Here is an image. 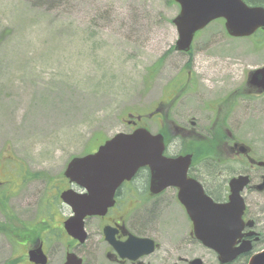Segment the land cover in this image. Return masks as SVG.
<instances>
[{
    "label": "rangeland",
    "instance_id": "rangeland-1",
    "mask_svg": "<svg viewBox=\"0 0 264 264\" xmlns=\"http://www.w3.org/2000/svg\"><path fill=\"white\" fill-rule=\"evenodd\" d=\"M179 11L173 0H0V264H29L23 242L30 229L46 239L49 264H62L74 247L83 264H121L107 257L114 251L98 218L87 219L82 245L56 229L71 214L59 198L68 163L131 132L140 116L139 126L156 133L149 115L184 89L188 71L193 84L182 90L175 119L195 115L202 125L210 118L202 103L219 97V67L241 81L264 65V34L232 38L220 19L195 36L189 53L175 51ZM197 89L202 99L189 96ZM249 121L264 131L261 120L247 117L239 130ZM126 219L159 244L142 264H219L214 251L184 242L182 211Z\"/></svg>",
    "mask_w": 264,
    "mask_h": 264
},
{
    "label": "flooded vegetation",
    "instance_id": "flooded-vegetation-1",
    "mask_svg": "<svg viewBox=\"0 0 264 264\" xmlns=\"http://www.w3.org/2000/svg\"><path fill=\"white\" fill-rule=\"evenodd\" d=\"M251 5L263 6L264 3ZM257 33L264 34V31L259 30ZM249 75L250 71L239 81L233 70L219 67V97L212 98L210 104L202 103L201 110L210 117L202 126L200 125L202 121H197L198 117L195 115L184 122L175 119L178 113L175 108L182 90L188 91L189 86L193 84L191 72L188 71L184 89L179 93L176 89L168 98L160 100L151 119L158 125V130L154 134L163 136L165 156L173 158L191 156L185 175V180L190 183L184 181L182 185L184 189H196L200 184L203 192L218 205L228 202L234 195L245 201L243 218L245 221L253 222L251 226L245 225L242 236L237 241L241 246L250 245L254 251L255 247L264 245V131L261 132L262 129L257 124L254 125L253 121L246 123L249 126L247 130L239 129L242 117L259 119L264 126V87L252 84ZM189 94L191 97L196 94L194 96L202 99L200 89L191 90ZM179 112L181 113L180 110ZM218 156L219 159H216ZM183 165L180 164L179 170ZM62 180L64 188L62 187L61 192L79 190L68 179ZM156 189H159V186L152 184L148 167L140 169L131 180L123 182L115 191V205L105 216L94 217L103 222L100 225V232L104 241L105 228H111L112 236L118 242H126L130 235L149 237L137 234L127 226L126 218L138 211H182L189 225V236L184 242L203 246L192 235L193 223L179 198L181 187L169 186L159 192H155ZM51 214L55 215L56 212ZM63 225L64 220L60 221L56 228L62 230ZM40 234L37 237L29 236L23 244L27 252L42 245L50 260L46 239ZM68 237L72 245H78L76 240ZM74 248L68 249L66 254L74 251ZM250 254L242 256L241 259L245 260ZM107 257L121 264H142L143 259L134 262L119 260L112 252L108 253Z\"/></svg>",
    "mask_w": 264,
    "mask_h": 264
},
{
    "label": "water",
    "instance_id": "water-1",
    "mask_svg": "<svg viewBox=\"0 0 264 264\" xmlns=\"http://www.w3.org/2000/svg\"><path fill=\"white\" fill-rule=\"evenodd\" d=\"M174 1L181 8L173 20L179 35L175 46L178 51L188 52L196 32L219 18L225 19L226 30L233 37L250 36L260 27L264 28V8L248 6L242 0ZM252 75L251 83L264 87V67ZM164 151L160 134L153 135L145 128H138L131 133L116 134L93 154L72 159L65 176L86 192L68 190L61 195L74 213L64 223L67 233L84 243L87 239L84 219L88 216H105L114 205L117 188L124 181L131 180L139 169L148 167L152 184L159 186L155 192L169 186L181 187L179 198L193 222L194 235L218 255L221 264L231 263L248 253L252 249L250 245L237 246V240L248 224L243 220V199L234 195L228 203L218 205L203 192L200 184L196 189H184V181L190 183L185 180V175L191 156L168 158L164 156ZM180 164L184 166H181V170ZM104 233L122 260L136 261L156 250L155 241L150 238L130 235L126 242H118L110 228H105ZM29 255L36 264L48 263L42 246L30 251ZM64 264H83V260L75 253H69ZM191 264H203V261L197 258ZM248 264H264V250L254 254Z\"/></svg>",
    "mask_w": 264,
    "mask_h": 264
},
{
    "label": "trees",
    "instance_id": "trees-1",
    "mask_svg": "<svg viewBox=\"0 0 264 264\" xmlns=\"http://www.w3.org/2000/svg\"><path fill=\"white\" fill-rule=\"evenodd\" d=\"M249 3H253V4H256V3H264V0H247ZM31 230V231H30ZM29 230V232H28V234L30 235V236H33L32 235V233H35L34 231L32 232V229H30ZM40 234V233H39ZM36 236H38V234H35ZM245 261H247V260H244V263L243 264H246V262ZM238 260L237 261H234L233 263H231V264H238Z\"/></svg>",
    "mask_w": 264,
    "mask_h": 264
}]
</instances>
